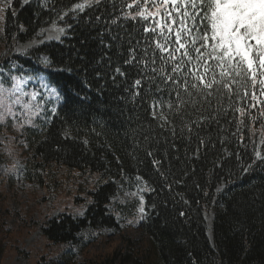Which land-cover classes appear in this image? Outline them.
Segmentation results:
<instances>
[{
	"label": "trees",
	"instance_id": "trees-1",
	"mask_svg": "<svg viewBox=\"0 0 264 264\" xmlns=\"http://www.w3.org/2000/svg\"><path fill=\"white\" fill-rule=\"evenodd\" d=\"M132 2L90 0L83 11L74 6L85 0L1 3L0 70L19 77L41 74L60 95L43 132L27 129L34 156L44 164L78 170L76 177L88 171L102 179L94 186H77V201L84 199L79 193L91 196L83 215L63 211L39 227L49 242L66 244L68 250L36 264H83L72 247L81 244L86 230L120 231L109 206L120 185L134 180L146 188L140 230L149 246L133 252L127 238L126 251L116 249L94 264H264V159L256 156L264 157L259 92L256 101H241L229 99L225 90L205 98L189 88V97L183 84L186 76L189 84L195 82L188 75L192 66L171 73L167 54L162 60L156 48L157 41L164 42L158 30L144 31L155 27L152 19L127 15L140 10L128 8ZM52 24L69 27L61 41H44L25 54L15 51L19 42L34 40ZM133 56V63H125ZM161 69L179 84L166 81ZM137 79L142 80L139 88ZM177 91L185 103L177 100ZM251 103L257 107L250 108ZM154 106L166 123L153 116ZM238 108L246 114L241 116ZM13 127L0 120V136ZM1 149L0 140V157ZM5 239L0 234V264L8 248ZM18 253L27 256L22 248Z\"/></svg>",
	"mask_w": 264,
	"mask_h": 264
},
{
	"label": "rangeland",
	"instance_id": "rangeland-1",
	"mask_svg": "<svg viewBox=\"0 0 264 264\" xmlns=\"http://www.w3.org/2000/svg\"><path fill=\"white\" fill-rule=\"evenodd\" d=\"M30 1V0H29ZM0 7H4L0 3ZM3 15V13H2ZM2 20H0L1 35ZM59 27L55 24L44 28L38 37L27 42H19L15 51L25 54L32 46L54 38L59 33ZM61 35L60 40L66 36ZM3 41L0 38V55L3 53ZM47 56H42V60ZM13 77L27 81L22 85L23 92L28 95L21 96V103H12V112L9 115L5 109L9 103L15 100L11 95L12 85L16 82ZM0 82L8 97L5 106L0 107L2 121L13 123V129L6 130L0 136L2 142L0 157V234L1 238L8 241V248L1 264H36L45 256L46 259L59 258L66 254L68 245L53 244L40 233L39 227L50 217L60 212H68L74 215L84 213L91 196L79 193L84 199L77 201V186L83 184L86 187L94 186L101 182L99 174L84 172L76 177L78 170L68 169L61 164H44L39 157L34 156L33 138L27 131L28 127L43 132L45 121L52 115L59 100L50 91L51 87L41 74L19 77L13 72L0 70ZM37 93L36 99H32L31 93ZM19 96L20 93H16ZM24 104H31L32 111L38 115H32L25 109ZM155 115L166 123V117L159 114L158 107L154 108ZM146 188L137 181L121 184L117 195L112 199L109 209L116 214L120 223V231L103 228L99 230H86L83 233L82 242L72 247L74 255L83 264L101 262L111 255L116 249L127 250V238L130 239L136 253L145 251L149 241L140 230L141 197L145 208ZM146 212V211H145ZM213 213L206 214L208 232L211 234ZM126 239V240H125ZM27 252V256L18 253V249Z\"/></svg>",
	"mask_w": 264,
	"mask_h": 264
},
{
	"label": "snow or ice",
	"instance_id": "snow-or-ice-1",
	"mask_svg": "<svg viewBox=\"0 0 264 264\" xmlns=\"http://www.w3.org/2000/svg\"><path fill=\"white\" fill-rule=\"evenodd\" d=\"M23 2L28 3L29 0ZM89 2L90 0H85V3L76 4L74 8L83 11ZM0 3L11 7L12 0H0ZM142 3V8L141 0H133L128 4V8L137 7L140 10L135 15H127L132 19L137 16L145 21L152 19L155 27H145L144 31L156 33L158 30L164 42L157 41L156 48L160 50L162 60H165L163 54H167L165 63H172L171 73H180L186 65L192 66L188 69V75L192 76L195 82L189 84L186 76L183 84V90L189 97L193 96L189 88L197 94L203 93L205 98L213 95L214 91L223 95L222 90H225L229 99L235 96L241 101L249 98L256 101L259 92L262 98L260 106L264 108V0H142ZM149 5L155 8V11L150 10ZM5 7H0V20L4 19L2 13ZM57 32L58 35L50 38L60 40L65 28L59 27ZM134 60L133 56L125 63L130 64ZM44 63H49L47 58ZM144 66L147 67V63ZM116 72L123 75L119 68ZM160 74L166 81L179 84V80H174L173 76L165 73L163 69ZM13 80L16 82L10 92L15 96V100L7 105L5 111L14 116L11 104H20L21 96L28 94L24 93L22 88L27 81L15 77ZM134 84L139 88L142 80L137 79ZM5 91L7 90L0 82V107H4L5 100L8 99L4 95ZM50 91L57 99L60 98L55 88ZM17 92L20 93L19 96L15 95ZM31 96L36 99L37 93L33 92ZM176 98L181 104L185 103L179 91L176 92ZM191 103L195 104L196 101L193 99ZM23 107L32 115H38L32 111L31 104H24ZM168 107L171 108L172 104L169 103ZM249 107L256 108L257 104L251 103ZM237 111L241 116L246 114L245 108H238ZM155 114L154 111V117ZM261 115L264 116V111H261ZM2 118L0 115V119ZM256 156L264 159L259 152ZM140 199L139 211L143 219L146 212L143 197ZM80 215H83L82 211Z\"/></svg>",
	"mask_w": 264,
	"mask_h": 264
},
{
	"label": "bare ground",
	"instance_id": "bare-ground-1",
	"mask_svg": "<svg viewBox=\"0 0 264 264\" xmlns=\"http://www.w3.org/2000/svg\"><path fill=\"white\" fill-rule=\"evenodd\" d=\"M209 233H210V230H209ZM211 235V234H210Z\"/></svg>",
	"mask_w": 264,
	"mask_h": 264
}]
</instances>
